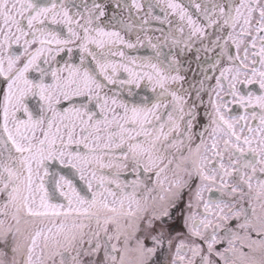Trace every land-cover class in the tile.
Segmentation results:
<instances>
[{
	"label": "snow or ice",
	"instance_id": "1",
	"mask_svg": "<svg viewBox=\"0 0 264 264\" xmlns=\"http://www.w3.org/2000/svg\"><path fill=\"white\" fill-rule=\"evenodd\" d=\"M0 264H264V0H0Z\"/></svg>",
	"mask_w": 264,
	"mask_h": 264
},
{
	"label": "flooded vegetation",
	"instance_id": "2",
	"mask_svg": "<svg viewBox=\"0 0 264 264\" xmlns=\"http://www.w3.org/2000/svg\"><path fill=\"white\" fill-rule=\"evenodd\" d=\"M188 59L192 60V71L188 73V79L192 80L194 78V75L196 78H198V73H196V62L194 59H192V54H189ZM176 229H177V233L180 234L183 230V226L177 223Z\"/></svg>",
	"mask_w": 264,
	"mask_h": 264
}]
</instances>
